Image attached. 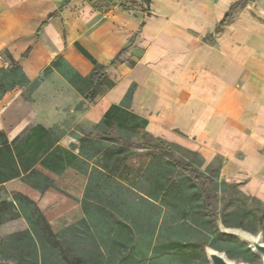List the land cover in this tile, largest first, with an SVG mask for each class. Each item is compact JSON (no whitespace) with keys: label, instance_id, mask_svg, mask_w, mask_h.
Listing matches in <instances>:
<instances>
[{"label":"crops","instance_id":"obj_1","mask_svg":"<svg viewBox=\"0 0 264 264\" xmlns=\"http://www.w3.org/2000/svg\"><path fill=\"white\" fill-rule=\"evenodd\" d=\"M150 3L144 13L118 5L101 10L86 0H0V67L7 66L6 50L34 79L61 55L83 76L93 64L80 47L104 65L128 47L120 56L125 62L107 70L115 84L91 105L88 119L98 123L134 83L131 110L148 120L153 139L196 151L207 165L220 159V178L264 203V6H245L244 0ZM234 4L229 21L217 29ZM40 86L49 103L78 95L56 71ZM62 87L69 94L61 95ZM28 111L20 87L0 99V130L9 141L35 125L53 127L42 121L48 115L26 117ZM67 177L83 185L74 190ZM55 179L57 187L82 198L86 176L67 168ZM81 217H69V223Z\"/></svg>","mask_w":264,"mask_h":264},{"label":"trees","instance_id":"obj_2","mask_svg":"<svg viewBox=\"0 0 264 264\" xmlns=\"http://www.w3.org/2000/svg\"><path fill=\"white\" fill-rule=\"evenodd\" d=\"M86 1L94 8L115 5V0ZM150 1L139 0L144 13ZM236 6L225 13L217 29L229 21ZM56 14L52 12L46 21ZM127 48L104 65L80 47L93 64L87 74L82 76L57 55L34 79L4 50L8 63L0 67V99L15 87L24 88L29 99L43 79L56 71L80 96L93 100L97 85L114 86L107 70L125 62L120 56ZM30 51L27 47L22 58ZM134 86L117 104L112 103L93 129L76 125L62 132L57 126L35 125L11 141L0 130V183L21 180L10 192L12 200L0 201V225L17 217L27 223L0 242V253L10 264H187L195 256L199 246L189 235L207 229L209 220L202 215L215 218L209 186L219 173L207 168L206 174L192 162L174 158V144L152 142L145 129L148 120L131 110ZM133 136L141 142L135 143ZM133 146L148 148L152 155L128 187L117 175L134 153ZM67 168L87 178L80 200L55 184ZM77 206L83 217L53 231L51 221Z\"/></svg>","mask_w":264,"mask_h":264},{"label":"rangeland","instance_id":"obj_3","mask_svg":"<svg viewBox=\"0 0 264 264\" xmlns=\"http://www.w3.org/2000/svg\"><path fill=\"white\" fill-rule=\"evenodd\" d=\"M256 1L261 2L264 6V0H244V4L246 6L247 4ZM114 4L121 8H123V6L131 7V10H138L141 8L139 0H115ZM99 8L104 10V7ZM4 58L7 59L5 54ZM40 88L41 89L38 91L34 90L29 96V99H26L31 108V112L28 111L26 117L28 114L31 116L32 112H35V114H40L42 112L45 116L48 115L51 118H48V120L43 119L42 121L48 125H53V127L57 126L62 132H69L70 129L74 128L76 125H80L83 129H93L95 124L88 119L87 111L91 105L98 102L99 96L106 89L103 85H97L95 89L98 92V96L93 100L82 97L73 92L69 94L68 90L62 87L60 91L61 95L69 94L67 100L65 102L55 101L52 103L47 101V91L43 90L41 86ZM21 90L23 97L26 98V95L28 94L27 91L25 92L24 88H21ZM54 110L58 111L57 115L52 113ZM30 118L32 117H29L28 120H31ZM32 121H34V116L31 122ZM132 140L135 143L141 142L139 136H133ZM152 142H155V139L152 138ZM132 149L134 150V153L125 161L126 163L123 169L117 175L118 178L128 187L135 184V181L140 177V173L149 162L148 160L152 155L151 151L145 147L133 146ZM191 151L192 150L184 148L183 146L173 145L174 158L183 162L190 161L200 171H204V173H206L207 168H213L218 172L220 159L215 158L213 163L207 165L206 160L200 156L198 152ZM199 162L201 163L200 165ZM20 183L21 180L18 178L0 183V201L12 200L10 192L19 187ZM67 183H71L74 190L80 189L83 185L82 180L74 179L73 177H67ZM229 185L230 183L220 178L219 174L214 185L209 186V188H211L212 201L214 202L215 218L211 219L208 215H202V217L209 220L207 222V229L203 228L196 230L198 232L193 231L190 233L189 238L195 240L199 247L195 256L192 257L187 264H206L207 260L204 251L206 245H210L217 250L223 251L229 259H234L237 262L262 264V259L255 254L248 245L243 244L235 237L225 235L218 228L219 223H223L222 219L224 218L226 226L240 227L253 234L262 233L264 239V203L253 195L244 193L237 185ZM76 208L68 211V213L66 212L67 214L64 213L65 215L62 214L53 219L54 224H51L52 230L57 232L62 227L72 224L69 223V217L73 219L78 213L79 215H83L82 208L80 206H77ZM57 223L58 226L60 224L62 227H57ZM26 227L27 223H25L21 217L3 222L0 225V242L7 234ZM0 264H10L1 253Z\"/></svg>","mask_w":264,"mask_h":264},{"label":"water","instance_id":"obj_4","mask_svg":"<svg viewBox=\"0 0 264 264\" xmlns=\"http://www.w3.org/2000/svg\"><path fill=\"white\" fill-rule=\"evenodd\" d=\"M218 228L225 235L235 237L243 244L248 245L262 259V264H264V239L262 233L253 234L240 227H227L222 223H219ZM204 251L207 260L206 264H250L229 259L223 251L217 250L210 245H206Z\"/></svg>","mask_w":264,"mask_h":264}]
</instances>
